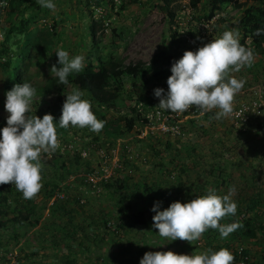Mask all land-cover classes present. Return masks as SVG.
Returning a JSON list of instances; mask_svg holds the SVG:
<instances>
[{"label": "rangeland", "instance_id": "rangeland-1", "mask_svg": "<svg viewBox=\"0 0 264 264\" xmlns=\"http://www.w3.org/2000/svg\"><path fill=\"white\" fill-rule=\"evenodd\" d=\"M190 1L174 2L171 9L175 10V17L170 20L169 11L166 10L163 0H110L108 3L105 0L99 6L96 4L97 0H54L55 9L48 10L50 21L55 17L57 20L64 19L65 22L59 24L62 40L53 53L55 54L57 49L62 48L69 53L70 57L83 55L84 63H86L87 53L91 47L95 48L86 33L90 26L97 23L95 25V41L99 45L97 51L104 56L113 54L125 65L139 62L148 64L156 54L166 50L178 54L176 59L178 60L182 57L180 53L183 51H195L204 43L221 37L226 30L238 31V39H240L244 9L256 5L255 0H242L243 7L224 6L215 13L212 20L208 21L206 16L210 10L211 0H202L197 9L191 8ZM122 5L124 9H121ZM41 21L44 23L45 19L42 18ZM174 35H176V42L173 41ZM97 51L92 50L94 57ZM229 76L245 80L243 87H250L264 80V53L254 50V60L251 66L242 67L239 72L229 71ZM132 82L127 79L124 83L128 96L134 95V99H137L138 94L142 93L144 88L149 98L148 101L146 104L136 105L132 101L126 102L125 105H118L117 111L112 110L107 113L109 121L107 129L117 126L118 119L123 115L131 116L133 111L127 108L129 104L142 113V118L149 119L148 123L137 125L130 133L113 141L111 146L104 143L106 137L102 132H92L87 127L80 128L70 125L67 135L57 137L59 143L55 151L41 153V168L47 171L46 176L41 179V184L52 176L51 161L59 156L60 152L67 161L68 169L73 172L65 173L67 175L60 183V188L64 191L59 190L58 194L49 200L42 215L41 228H35L27 235V240H21L14 249L17 256L21 255L23 250L27 254L30 253L29 249L33 247L34 251L40 250L41 252L39 256L32 259L45 264H65L68 258L73 259L74 257L77 259V264H89L90 260L96 259L97 254L99 263L105 264L102 260L108 248L116 251L119 244L122 250L126 249V245H130L132 250L127 254H122L119 258H114L117 256L115 253L111 256V264L114 262L115 264H131V261H133L132 264H139L146 252L170 251L168 244L170 239L157 235L158 229L155 230L152 226L146 229L139 226L133 227L129 222V217H124L131 214L132 210L147 205L144 198L131 194L133 191L143 189L142 186L145 184L151 187L156 185L159 192H165L167 198L164 202L169 204L173 202V198L184 203L197 196H204L207 191L213 189L218 195L223 196L228 194L230 187L235 188L231 197L234 201L237 199L236 196L243 191L248 195L257 193L264 197V134L253 129L234 130L229 116L216 118L215 113L219 109H213L203 115L199 112L194 119L186 117L184 112L180 113L176 122V125L180 127V135L164 133L161 129L162 122L168 124L169 121L159 119L158 112L161 111L163 116L172 112L156 107L159 103V99L154 96L156 85L145 86ZM71 90L72 88L69 92ZM35 99L36 97L33 98ZM46 100L53 102L55 98L49 97ZM239 100L240 97L235 95L232 102L233 110L237 107ZM7 115L5 107L2 108L0 116L7 117ZM191 120L195 125H191ZM96 136L99 140H94ZM76 155H79L78 162L75 161ZM160 164L164 166L161 169L158 168ZM181 167H185L187 172L183 173ZM105 170L109 173L108 178L105 176ZM161 170L164 171L160 173ZM90 175L98 180L95 186L89 187L90 185L86 182L88 177H92ZM220 177L227 179V187L219 189L214 187L216 179L219 180ZM179 178L182 183L177 181ZM116 179H119L118 186L120 182L122 187H125L124 182L126 185L129 184L130 189L126 195L118 193L120 190L116 191L117 188H107L106 185L116 183ZM197 184L198 189L194 188ZM11 190V195L15 197L11 198L13 205L17 203V199H19L18 205H25L28 200L23 197L22 193L14 195V193H19L15 186H12ZM42 190L43 185L40 191ZM3 192L7 191L0 190V195H3ZM63 195L65 196L63 207L68 215L63 214L58 218L57 215H53L50 206L55 199H61ZM43 197L41 193H37L33 200L44 204ZM82 199L86 200L85 204H81ZM76 200L80 206L75 202ZM262 202L264 203V198ZM122 203L125 208L122 207ZM165 207L166 204L161 210ZM70 209L76 212L74 219L68 222ZM108 210L112 212V218L109 219L112 223L115 224L116 216L124 217L123 219L126 220V230L124 229L126 238L116 231L114 225V236L110 238V242L115 241L116 245L102 249L98 243L101 239L100 235L98 239H92L91 232L101 234L97 229L98 221L102 222L103 218L108 217L105 216ZM236 218L235 216L234 220ZM256 222L264 227V207L261 208ZM77 224L83 227V231L70 240L66 233H74L72 228ZM99 225L103 226L101 223ZM45 227L52 234L47 236L48 241L44 243V248L39 249L35 235L42 233ZM103 227L101 228L106 233ZM56 232L58 237H55ZM217 237L221 239L220 234ZM257 237V240L253 241L233 240L232 251L241 252L243 248L251 251L250 260L244 258L238 264H264V231L259 232ZM209 239L206 234H202L199 239L191 242L177 239L173 241L177 243L176 248H178H175V253L189 255L193 252L194 254L204 253L209 250L205 245ZM6 241L9 240L6 239ZM56 241L58 244L54 243ZM137 241H141L142 245H137ZM11 244L12 242L9 241L1 246L0 252L2 253L4 248L5 251H11ZM86 245L91 246L93 256H90L88 251L85 252L90 248ZM102 256L103 259H101Z\"/></svg>", "mask_w": 264, "mask_h": 264}, {"label": "trees", "instance_id": "trees-1", "mask_svg": "<svg viewBox=\"0 0 264 264\" xmlns=\"http://www.w3.org/2000/svg\"><path fill=\"white\" fill-rule=\"evenodd\" d=\"M102 1L105 0H97L96 4L99 6ZM108 1L110 0H107V3ZM177 1L178 0H163L166 10L169 11L170 20H173L175 17V10H172L171 6ZM241 1L242 0H211L210 10L206 19L208 21L212 20L215 17V13L219 12L224 6L231 5L235 8L243 7ZM201 3L202 0H191L190 6L192 9H197ZM255 3L256 5L248 6L244 9V16L241 20L242 35L239 42L246 48H251L255 51L264 53V34L256 35V29L264 28V0H255ZM121 9H124V5L121 6ZM48 10L49 9L47 8H42L37 3V0H4L3 6H0V111L4 108L6 99L5 93L10 90L14 84L27 82L37 90L35 95L36 99L32 100L28 115H37L42 118L44 114L50 113L57 121L61 115V109L66 99L65 96L70 93V88L78 87L83 90V98L91 102V110L97 119L105 121V125L100 132L106 137V140L104 141L106 145L111 146L113 141L130 133L137 125L148 123L149 119L145 117L142 118V113H140L136 107L129 104V107H126L129 108L131 112L133 111L135 115L133 113H131V116L125 114L118 119L119 123L117 126H112L110 129H107L109 123L107 113L112 110L117 111L119 107L118 105H125L126 102L130 103L134 101L135 104L138 105L146 104V101H148L149 98L147 97L144 88L142 89V93L138 94L137 99H134V95L128 96L124 84L127 79L132 80V83L134 84L145 86L153 84L156 85L157 88L168 90L166 81L171 75L170 69L173 61L177 59L178 54L162 50L156 54L148 64L139 62L125 65L122 60L116 58L115 55L111 54L109 56H104L97 51V48L99 47L98 42L95 41V25L97 23H94L89 27L86 35L91 39L93 47L95 48L92 49L91 47L90 51L87 53V62L85 63L83 71L78 74H70L68 77V84H59L58 78L55 77L54 73L50 72V68L53 64H56L58 60V58L54 56L55 54L53 51L62 40L59 32V24L65 22V20H57V18L55 19L54 17L51 18L50 21ZM42 18L45 19L44 23L41 21ZM49 21L50 23H48ZM173 41L176 42V35L173 36ZM94 49L97 51L95 57L92 53V50L94 52ZM184 52L185 51L180 53V55L182 56ZM49 97H54L55 100L49 102L46 100ZM43 104L46 105L43 106ZM191 125H195L193 120H191ZM4 126H6V117L0 116V128ZM56 131L57 137H63L68 134V128H60L58 124ZM94 140H99L98 136H96ZM79 160V155H76L75 161L78 162ZM51 162L53 166L52 169H50L52 176L49 180L43 181V190H39L38 192L44 196V204H39V201L37 202L31 198L27 199L28 201L25 205H18L19 199H17V203L13 205V200L11 199L13 197L11 195L12 190L10 191V188L12 186L14 187V185L10 183L0 185L1 191H7L3 192V195H0V247L10 241L12 242L11 250L14 251L21 240H27V235H29L30 232L37 227L41 228L42 215L45 208H47L49 200L54 198L59 190L61 192L64 191L63 188H60V183L63 182L68 173H72L73 171L68 169L67 161L64 159L61 152L59 153V156ZM163 167L164 166L160 164L158 168L161 169ZM181 169L183 173L187 172L185 167H181ZM163 171L164 170H161L160 173ZM46 172L47 171L41 168V177H45ZM216 180L217 181L214 185L215 188L219 189L228 186L227 179L220 177L219 180ZM177 181L181 182V179L179 178ZM218 181L221 184H219ZM118 182L119 179H116V183L114 182L111 183V185L109 184L106 186L108 189L117 188L116 191L120 190L118 193H125L126 195V192L130 189L129 184L126 185V182H124L123 186L125 187H122L121 182L119 183V186L117 185ZM198 186L199 185L197 184L194 188L198 189ZM142 188L143 189L138 188L139 190L133 191L131 194L133 196L144 198L147 206L132 210V212H130L131 214H128L127 216L125 215L124 217H129V222L133 227L139 226L146 229L153 224L152 217L155 213L152 212L151 209L154 202H160V210L163 205L166 204V209L170 204L164 202L167 195L165 192H159V188H157L156 185H152L151 187L148 184H145ZM208 192L209 191L206 192V195ZM258 192L260 193V190ZM18 194L21 195V192L14 193V195ZM236 197V213L234 215H226L221 218L219 223H238L240 227L224 239L217 237L219 234L217 229L208 228L203 233L210 238L205 244L208 249L218 251L221 248H226L231 252L234 256L232 264H238L239 261L244 258L250 260L251 256V251L249 249L243 248L241 252H238L237 250L232 251L231 244L233 240H257L258 233L264 231V227L258 225L256 222L259 218L261 208L264 207V203L262 202V198L264 197L257 193H251L248 195L244 191L239 193ZM64 199H55L50 206L53 215H57L58 218L61 217V215L63 216V214L68 215L64 211ZM175 201L179 200L173 198V202ZM75 202L80 206L77 200ZM123 206H125L124 203H122V207ZM70 210L71 214H69L70 219L68 222L74 219V214L76 212L75 210L73 211V209ZM107 214L105 216H108L109 219L112 218L111 214ZM235 216L237 217L236 220H234ZM116 217L117 220L120 221V224L118 225L115 223L116 231L125 229L127 222L123 219L124 217ZM108 218H103L101 220L105 229L108 227V222H111ZM72 231L74 233H66L70 240H73L76 234L83 231V227H80L77 224L72 228ZM49 234H52V232L48 231L45 227L43 232L38 234L40 238L37 234L35 235V238L39 243V249L44 248V243L48 241L47 236ZM55 237H58L57 232L55 233ZM6 239L9 241L5 242ZM86 240L90 239L86 238ZM54 243L58 244L57 241ZM79 247H81V245ZM89 247H87L89 249L85 252L88 251V254L93 256L91 254V246ZM96 247L98 248L97 245ZM116 249L117 253L122 256L124 251L127 254L132 250V247L126 245V249L122 250L120 249V246L117 245ZM29 250L30 253L28 254L23 250L22 254L18 255V261L20 264H45L44 262L34 261L32 259L33 257L35 258L36 256H39V253L41 252L40 250L34 251L33 247ZM6 252L7 251H5L4 248L3 253ZM99 262V259H97L90 261L89 264H100ZM132 262L133 261H131V264ZM65 264H77L76 257L73 259L68 258Z\"/></svg>", "mask_w": 264, "mask_h": 264}, {"label": "clouds", "instance_id": "clouds-1", "mask_svg": "<svg viewBox=\"0 0 264 264\" xmlns=\"http://www.w3.org/2000/svg\"><path fill=\"white\" fill-rule=\"evenodd\" d=\"M3 3L4 0H0V6ZM37 3L50 10L56 7L53 0H37ZM261 34L264 28L256 29V35ZM238 36V31L226 30L221 37L204 43L195 51L186 50L181 58L173 61L166 81L168 90L154 89V96L159 99L156 107L180 114L196 106L201 115L219 109L215 113L217 119L231 115L234 96L246 81L229 76V71L239 72L242 67H250L254 60V50L241 45ZM55 55L58 60L50 72L58 78L59 84H68L69 75L78 74L85 67L83 55L70 57L62 48L57 49ZM36 91L30 83L24 82L14 84L5 93L4 107L8 115L6 126L0 128V185H14L25 199L33 198L42 187L40 155L58 147L57 124L60 128L87 127L92 132H100L105 125V121L97 119L91 102L83 98L84 92L78 87H73L65 96L58 121L50 113L42 118L28 115ZM86 182L89 187L98 183ZM234 192L235 188L230 187L228 194L221 196L213 189L207 195L184 203L172 202L162 211L160 202H154L152 227L158 229L157 235L172 241L197 240L208 228L217 229L224 239L240 227L238 223H219L221 218L237 211V204L231 199ZM64 198L63 195L61 199ZM233 260L231 252L221 248L191 255L146 252L139 264H232Z\"/></svg>", "mask_w": 264, "mask_h": 264}, {"label": "built area", "instance_id": "built-area-1", "mask_svg": "<svg viewBox=\"0 0 264 264\" xmlns=\"http://www.w3.org/2000/svg\"><path fill=\"white\" fill-rule=\"evenodd\" d=\"M236 95L240 97V100L238 101V105L233 110L232 114L229 115L232 121L233 129L237 131L253 129L264 134V80L257 82L250 87H243ZM199 112L200 111L196 108V106H190L184 113H186V117L194 119L199 115ZM163 115L164 114L161 111L158 112L159 119H164L169 122L168 124L162 122V131L167 134L180 135V127L176 125L179 115L174 114L173 112L166 115L167 117ZM170 124L173 126H169ZM105 173V176L108 178V171L105 170ZM87 181L92 184H96L98 182L97 178L93 176L88 177ZM60 198H63V196ZM85 202V199L81 200V203ZM0 264L20 263L18 261L17 254L10 251L6 253L0 252Z\"/></svg>", "mask_w": 264, "mask_h": 264}, {"label": "crops", "instance_id": "crops-1", "mask_svg": "<svg viewBox=\"0 0 264 264\" xmlns=\"http://www.w3.org/2000/svg\"><path fill=\"white\" fill-rule=\"evenodd\" d=\"M260 133V132H259ZM260 134H263L262 132L260 133ZM144 206H147V205H144ZM112 215V212L111 211H109L108 210V214L107 215ZM108 218V217H107ZM109 219V218H108ZM102 224V222H100V221H98V230L101 232V234H99V233H92L91 232V237H92V239H95V238H97L98 237V235H100V237H101V239L98 241V243H99V246H101V248L102 249H105V247H111V245H116V243H114V242H110L111 241V239L110 238H113L112 236H114L113 234H114V229H115V227H114V222L112 223V222H108V227H107V229H105V226L103 227V226H101V225H99V224ZM110 223L113 225V227H112V225H110ZM115 223H116V225H118V224H120V221H118V220H116L115 221ZM103 225V224H102ZM115 225V226H116ZM101 227H103V229H105L106 231V233H104L103 232V230H102V228ZM126 228V227H125ZM126 230V229H125ZM124 229H121V231L119 230V232H120V234L122 233V235H123V238H126V231H125ZM88 234V233H87ZM102 237H105L104 239L102 238ZM98 239V238H97ZM113 241V240H112ZM121 241H124V240H121ZM108 242H110V243H108ZM101 244V245H100ZM137 245H139V244H141L142 245V242L141 241H137V243H136ZM168 244L170 245L169 247V250L170 251H172V252H176L175 251V248L177 247V245H176V243H174L172 240H169L168 241ZM119 245V244H118ZM176 249H178V248H176ZM108 250H109V248H108ZM106 251V254H105V258H104V260H102V261H104V263L105 264H111L112 263V260H111V256H113V255H115V253L117 254V256H116V258H119V257H121L120 256V254L119 253H117V250L116 251H112V249H110L109 251ZM111 251H112V253H111ZM124 253H126L125 251H124ZM124 255V254H123ZM97 259H99V255L97 254V256H96V259L95 260H97ZM101 259H103V256L101 257ZM90 261H92V260H90ZM103 263V262H102ZM114 264V263H113Z\"/></svg>", "mask_w": 264, "mask_h": 264}]
</instances>
